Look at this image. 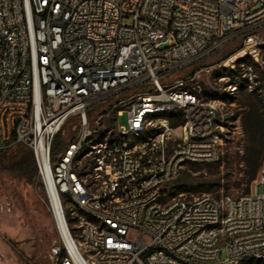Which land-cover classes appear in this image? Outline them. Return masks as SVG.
<instances>
[{"label": "built area", "instance_id": "2783aa9c", "mask_svg": "<svg viewBox=\"0 0 264 264\" xmlns=\"http://www.w3.org/2000/svg\"><path fill=\"white\" fill-rule=\"evenodd\" d=\"M263 28L264 0H0V152L33 156L51 264H264V163L236 198L169 196L184 165L218 162L221 103L164 83L241 36L262 66ZM135 89L98 136L90 111Z\"/></svg>", "mask_w": 264, "mask_h": 264}, {"label": "rangeland", "instance_id": "374dc122", "mask_svg": "<svg viewBox=\"0 0 264 264\" xmlns=\"http://www.w3.org/2000/svg\"><path fill=\"white\" fill-rule=\"evenodd\" d=\"M257 35L264 44V28L258 30ZM239 45L241 49H250L253 40L248 42L247 36L236 37L164 81H183V88L193 91L202 100L207 101L208 95L214 93L216 98L211 100L221 103L217 123L221 128L217 130L221 138L218 162L184 165L169 183L170 197L186 200L201 195L215 200L224 196L236 198L250 192L264 163V64L256 65L248 55L241 57L238 55L240 50L221 60ZM259 51L264 59V46ZM243 58H247V63L236 66ZM232 69L236 73L227 76ZM137 91L126 92L94 107L90 111V128L95 129L98 136L108 132L113 134L114 130H109L108 124L114 114L100 117L101 114L109 105ZM254 114L257 122H253ZM97 118L100 119L98 125ZM116 123L121 130L128 129L126 112L116 119ZM77 130V122L70 119L61 131L60 140L69 143ZM17 152L18 149L0 152V264H51L49 251L57 244L53 221L37 175L29 182L14 169ZM256 163H259L257 175L247 185L246 173ZM263 190L258 187L257 193L261 194Z\"/></svg>", "mask_w": 264, "mask_h": 264}, {"label": "trees", "instance_id": "16d2710c", "mask_svg": "<svg viewBox=\"0 0 264 264\" xmlns=\"http://www.w3.org/2000/svg\"><path fill=\"white\" fill-rule=\"evenodd\" d=\"M239 50H241V45H239L238 47H236V48L232 49L231 51H229L228 53H226L221 60H226L230 56L237 53ZM241 63H247V58H243V59H240L239 61H237L236 66H238ZM235 73H236V70H234V69L229 70L227 76H232ZM208 96L207 97L210 98L208 100L216 98V95L214 93L210 94ZM108 113H113V114L115 113V110H113V108H112V104L109 105L103 111V113L101 114L100 117L106 116ZM91 119H92V114L89 113V122L91 121ZM253 122H257V116L255 114L253 115ZM108 126H109V130H112L114 128V119H112L110 121ZM60 134L55 137L53 145H52V156L53 157L57 156L66 146V143H64L60 140ZM73 138H74L73 136L70 137V139H73ZM15 149H18V152H17L18 154L16 156V162L14 165V169L23 178L27 179L29 182H33L35 177H36V167H35V162H34V159H33L31 152L29 150L23 148V147H16ZM258 169H259V163H256L253 165L251 171H249V173L248 172L246 173L245 183L247 185H249L255 179L257 172H258ZM178 190H182V188L178 187ZM171 195L173 196L175 194H171ZM244 264H262V262L259 260H249V261L245 262Z\"/></svg>", "mask_w": 264, "mask_h": 264}]
</instances>
